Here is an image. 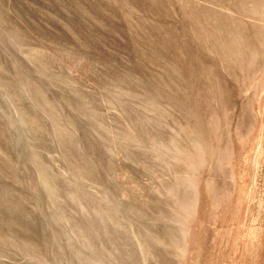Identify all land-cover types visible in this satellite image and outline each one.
<instances>
[{
	"label": "rangeland",
	"instance_id": "374dc122",
	"mask_svg": "<svg viewBox=\"0 0 264 264\" xmlns=\"http://www.w3.org/2000/svg\"><path fill=\"white\" fill-rule=\"evenodd\" d=\"M100 263L264 264V0H0V264Z\"/></svg>",
	"mask_w": 264,
	"mask_h": 264
},
{
	"label": "bare ground",
	"instance_id": "6f19581e",
	"mask_svg": "<svg viewBox=\"0 0 264 264\" xmlns=\"http://www.w3.org/2000/svg\"><path fill=\"white\" fill-rule=\"evenodd\" d=\"M89 211H90V212H89ZM93 211H95V208H92V209H89V210H88L89 213H91V212H93ZM94 213H96V214H98V215L100 214V213H98L97 211L94 212ZM100 264H101V263H100Z\"/></svg>",
	"mask_w": 264,
	"mask_h": 264
}]
</instances>
